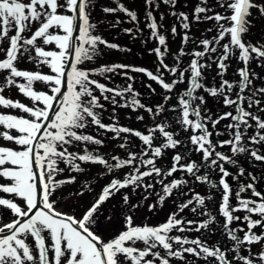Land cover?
Segmentation results:
<instances>
[{"label": "snow or ice", "instance_id": "6c2138e0", "mask_svg": "<svg viewBox=\"0 0 264 264\" xmlns=\"http://www.w3.org/2000/svg\"><path fill=\"white\" fill-rule=\"evenodd\" d=\"M189 3L0 0V264H264V0Z\"/></svg>", "mask_w": 264, "mask_h": 264}, {"label": "rangeland", "instance_id": "374dc122", "mask_svg": "<svg viewBox=\"0 0 264 264\" xmlns=\"http://www.w3.org/2000/svg\"><path fill=\"white\" fill-rule=\"evenodd\" d=\"M129 1H131V2H133V4H132V6H134L135 4H137V3H139L140 2V0H129ZM104 0H100V3H102V4H104ZM126 2H127V0H126ZM127 6V5H126ZM140 6H142V5H140ZM191 6H192V4H191ZM129 8H131V5H129L128 6ZM142 11V12H141ZM140 14H141V16L143 15V7H142V9H140V12H139ZM95 16H96V18L97 19H99V18H101L100 16H102V14L99 12V9H97V12H96V14H95ZM107 20H109L108 18H106ZM262 27V25L260 24V23H258V24H256V27H254L253 28V33H254V35L255 36H257L258 37V33H257V30L259 29V28H261ZM104 36L105 37H107V34H104ZM118 43H122V40L120 41L119 40V42ZM126 44H127V41H126ZM112 53V51H110V53H108L107 54V56H105V57H102L101 58V62L103 61V59L105 58H108V59H112V58H114V59H116V61L118 62L119 60H120V58H115V57H118V54L119 53H115L114 55H113V57L111 58L110 56V54ZM146 58H149L148 57V55H143V57H142V59L143 60H145ZM113 59V60H114ZM146 61H147V59H146ZM136 87L138 88V90H140L142 93H144L145 95H147V90H146V88L145 87H143V85H141V84H137L136 85ZM145 89H143V88ZM147 92V93H146ZM111 109L109 108V111H110ZM128 112V110H126V113ZM118 113H119V115H120V118H121V123H129L127 120H125V118H123V113H122V111L121 110H118ZM105 115H107V114H105ZM134 116V115H133ZM131 126H133V127H137V125L136 124H134V123H132V125ZM145 212H146V209L145 210H142L141 211V217H143V215L145 214ZM166 213H167V209L165 210V211H162L161 213H160V217L161 218H164L165 216H166ZM155 219V218H154Z\"/></svg>", "mask_w": 264, "mask_h": 264}]
</instances>
